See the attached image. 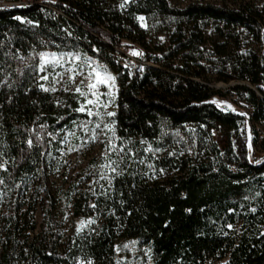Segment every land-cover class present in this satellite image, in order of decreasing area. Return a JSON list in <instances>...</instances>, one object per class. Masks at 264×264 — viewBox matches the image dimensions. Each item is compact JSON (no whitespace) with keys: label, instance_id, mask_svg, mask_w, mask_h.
Listing matches in <instances>:
<instances>
[{"label":"trees","instance_id":"1","mask_svg":"<svg viewBox=\"0 0 264 264\" xmlns=\"http://www.w3.org/2000/svg\"><path fill=\"white\" fill-rule=\"evenodd\" d=\"M31 1L23 9L0 8V217L2 201L12 202V212L1 218L8 228L0 238V264H72L76 257L116 264L118 237L149 248L150 264H264V159L250 160L254 137L248 134L255 123L264 124V0L183 6L169 0ZM158 35L165 37L156 49L162 57L145 53L153 64L128 73L111 62L121 40L148 50ZM43 51H75L108 65L118 86L111 115L118 137L127 150L150 145L157 156L141 146L138 157L155 170L173 171L159 181L134 165L116 173L99 226L75 238L71 253L58 249L50 194L47 241L28 237L35 229V181L81 117L71 95L61 106L44 88ZM211 73L243 82L230 89L251 111L211 101ZM213 131L226 136L223 147ZM33 185L28 201H19ZM75 186L65 192L73 215H88L92 195L71 197ZM18 233L25 235L22 242Z\"/></svg>","mask_w":264,"mask_h":264},{"label":"rangeland","instance_id":"2","mask_svg":"<svg viewBox=\"0 0 264 264\" xmlns=\"http://www.w3.org/2000/svg\"><path fill=\"white\" fill-rule=\"evenodd\" d=\"M172 5L183 6L190 1L207 0H169ZM142 17L143 19H138ZM138 24L146 28V19L143 15L137 16ZM215 39V38H213ZM165 37L158 35L149 42L148 50L138 43L127 40H121V45L133 49L139 57L146 59V51L154 53L157 57H162L156 49L163 43ZM48 54L46 61L39 62L40 71L45 81L44 88L51 91L55 103L64 105L69 95L77 103L75 110L81 114L79 120L68 132L65 140L59 148L58 154L51 157L43 172L42 178L35 181V186L39 188V194L36 198L34 210L35 229L29 232L28 237L37 236V240L47 241L44 236V217L48 206L47 194H50L54 200L56 210V221L60 239L58 249L66 253H71L74 239L82 234L94 232L99 226L102 218L103 201L110 192L111 181L114 175L123 168L135 166L139 171L145 172L147 177L152 180H161L170 176L173 171L160 169L155 170L151 162L145 161L144 157H138V149L144 146L146 152H150L154 157L157 151L150 145L141 142L137 149L125 148V144L118 137L114 123L111 121V115L115 111V97L118 86L115 74L110 67L97 61L94 57L83 56L75 51H43ZM72 53V55H68ZM54 54V56H53ZM59 61L57 64L56 61ZM153 64V62H149ZM95 70V71H94ZM97 72L101 78L111 76L113 79L104 84L97 83ZM212 81L208 84L215 94L211 101L219 106H228L242 112H250L248 106L238 95L236 99L231 96V86L240 81L225 82L217 79V74H208ZM0 79V86L3 83ZM92 85L93 87H90ZM79 88V91H77ZM91 101V103H89ZM84 109V110H78ZM91 111L93 115H88ZM99 113L100 115H96ZM264 130V124H259ZM191 127L188 126V130ZM248 134L253 137L251 128H248ZM213 140L223 147L226 144V136L221 131H213ZM249 158L253 163L264 159V142L260 147L253 149L249 146ZM71 184H75L71 197L76 195L90 194L91 200L87 202L88 215H73V209L66 197L65 192ZM33 186L24 190L23 196L20 193L19 201H28L32 194ZM101 198V200H98ZM12 208L10 198L2 201L1 217L8 215ZM24 206L17 211L21 214ZM0 220V238L3 239L8 225ZM264 231V227H263ZM25 239L24 234H17V241L22 242ZM114 259L116 264H150L151 255L149 248L137 244L132 239L118 237L114 242ZM226 259L211 260L206 264H218ZM72 264H89V261L76 257L72 259Z\"/></svg>","mask_w":264,"mask_h":264},{"label":"built area","instance_id":"3","mask_svg":"<svg viewBox=\"0 0 264 264\" xmlns=\"http://www.w3.org/2000/svg\"><path fill=\"white\" fill-rule=\"evenodd\" d=\"M30 4H32L31 0H0V8L7 9H23L28 7ZM111 62L114 65L126 70L128 73L149 64V62L139 57L133 49L124 45L116 46L113 49ZM231 96L236 99V94L234 92L231 93ZM253 137L254 141L252 143V147L256 151V149L262 145L264 139V130L259 127V123H255V133L253 134Z\"/></svg>","mask_w":264,"mask_h":264},{"label":"snow or ice","instance_id":"4","mask_svg":"<svg viewBox=\"0 0 264 264\" xmlns=\"http://www.w3.org/2000/svg\"><path fill=\"white\" fill-rule=\"evenodd\" d=\"M123 6V5H122ZM17 19H20L19 17H17ZM138 19H143L142 17H138ZM48 54L44 53V52H41L39 53V56H40V59H41V62L42 64L46 61V57H47ZM68 55H72V53H68ZM54 56V54H53ZM56 63L58 64L59 61L57 60ZM95 71V70H94ZM47 77H42V79H46ZM113 78L111 76H106L105 78H101L100 76V73L97 72V83H100V84H104L106 83L107 81H110L112 80ZM42 87V86H41ZM90 87H93L92 85H90ZM77 91H79V88H77ZM89 103H91V101H89ZM78 110H84V109H78ZM88 115H93V113L91 111L88 112ZM96 115H100L99 113H96ZM108 115H112V113H108ZM28 144L29 146H31L32 142L31 140L28 141ZM259 162V161H257ZM3 165L0 164V168H2ZM252 211H255V209H252ZM229 228L232 227V225H228ZM225 264H227V262H225Z\"/></svg>","mask_w":264,"mask_h":264}]
</instances>
